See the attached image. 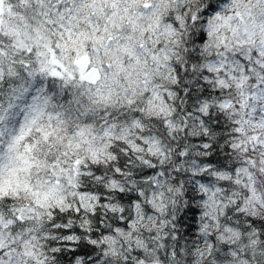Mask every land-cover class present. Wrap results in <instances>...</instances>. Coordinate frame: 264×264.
<instances>
[{
  "label": "snow or ice",
  "instance_id": "snow-or-ice-1",
  "mask_svg": "<svg viewBox=\"0 0 264 264\" xmlns=\"http://www.w3.org/2000/svg\"><path fill=\"white\" fill-rule=\"evenodd\" d=\"M0 264H264V0H0Z\"/></svg>",
  "mask_w": 264,
  "mask_h": 264
}]
</instances>
